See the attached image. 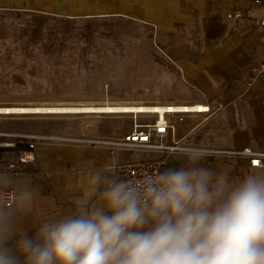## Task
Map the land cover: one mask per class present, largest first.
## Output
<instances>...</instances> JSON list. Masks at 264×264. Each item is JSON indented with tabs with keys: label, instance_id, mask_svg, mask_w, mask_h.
I'll list each match as a JSON object with an SVG mask.
<instances>
[{
	"label": "crops",
	"instance_id": "obj_1",
	"mask_svg": "<svg viewBox=\"0 0 264 264\" xmlns=\"http://www.w3.org/2000/svg\"><path fill=\"white\" fill-rule=\"evenodd\" d=\"M0 8L72 18L122 17L152 27L160 49L195 89V100L209 108L182 122L171 118L175 139L190 136L197 142L264 151V74L253 76V68L264 60V25L250 20L264 18V0H0ZM233 11H241L242 17L228 19L227 12ZM0 123L6 124L0 130L66 138H120L132 128L130 116L12 117L0 118ZM35 153L31 170L0 172V188L31 193L19 219L20 230L29 234L45 220L85 210L89 167L159 154L72 140L42 142ZM229 162L234 164L235 178L251 170L246 157H207L205 164ZM169 163L180 167L184 162L176 156Z\"/></svg>",
	"mask_w": 264,
	"mask_h": 264
},
{
	"label": "clouds",
	"instance_id": "obj_2",
	"mask_svg": "<svg viewBox=\"0 0 264 264\" xmlns=\"http://www.w3.org/2000/svg\"><path fill=\"white\" fill-rule=\"evenodd\" d=\"M175 155L183 166L136 180L89 167L85 210L32 234L19 227L31 193L0 196V264H264V164L238 179L199 147Z\"/></svg>",
	"mask_w": 264,
	"mask_h": 264
},
{
	"label": "rangeland",
	"instance_id": "obj_3",
	"mask_svg": "<svg viewBox=\"0 0 264 264\" xmlns=\"http://www.w3.org/2000/svg\"><path fill=\"white\" fill-rule=\"evenodd\" d=\"M197 96L146 24L122 17L72 18L0 8V106L192 104ZM36 116L127 115L0 118ZM171 167L176 164L163 171Z\"/></svg>",
	"mask_w": 264,
	"mask_h": 264
},
{
	"label": "built area",
	"instance_id": "obj_4",
	"mask_svg": "<svg viewBox=\"0 0 264 264\" xmlns=\"http://www.w3.org/2000/svg\"><path fill=\"white\" fill-rule=\"evenodd\" d=\"M228 19L242 17L241 11L227 12ZM253 24L264 25V18L250 17ZM264 54V44L262 45ZM264 74V60L253 68V76ZM96 111H82L73 114H105L127 115L132 118V128L120 138H66L57 135H42L27 132L0 130V172L13 173L31 170V165L36 163V146L42 142L52 140H72L78 142H91L108 145L112 150L118 148H140L157 151L154 157L124 161L116 164L117 171L122 179L136 180L145 174L163 172L168 164L169 155L179 153L182 149L196 146L208 153L207 157L238 156L246 157L248 165L252 168L264 164V151H253L248 146L230 147L220 143H203L185 136L175 139V127L171 118L182 122L193 114L209 111V108L197 103H141V104H114L105 102L96 104ZM201 105L204 108H201ZM0 115H14L12 113ZM16 187L0 188V196L11 198L17 193Z\"/></svg>",
	"mask_w": 264,
	"mask_h": 264
},
{
	"label": "bare ground",
	"instance_id": "obj_5",
	"mask_svg": "<svg viewBox=\"0 0 264 264\" xmlns=\"http://www.w3.org/2000/svg\"><path fill=\"white\" fill-rule=\"evenodd\" d=\"M97 105H42V106H0V113L4 114H73L82 111H96ZM201 108H204L201 105Z\"/></svg>",
	"mask_w": 264,
	"mask_h": 264
}]
</instances>
